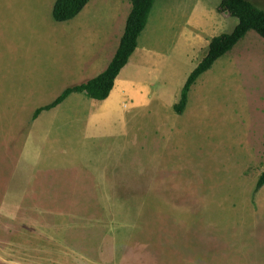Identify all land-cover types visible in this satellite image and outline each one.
Listing matches in <instances>:
<instances>
[{"label":"rangeland","instance_id":"374dc122","mask_svg":"<svg viewBox=\"0 0 264 264\" xmlns=\"http://www.w3.org/2000/svg\"><path fill=\"white\" fill-rule=\"evenodd\" d=\"M56 1L0 0V264H264V187L256 191L264 38L249 31L200 76L178 114L174 105L210 45L178 49L191 12H203L195 5L211 9L212 37L231 33L238 19L219 12L221 0H156L140 37L163 55L149 75L154 89L118 85L109 102L74 93L34 119L88 78L63 52L81 14L61 27ZM250 1L264 9V0ZM89 9L95 14L85 12L73 33L111 30L110 56L132 3ZM113 14L115 24L102 21ZM139 61L124 74L140 76ZM114 100V118L99 123Z\"/></svg>","mask_w":264,"mask_h":264},{"label":"trees","instance_id":"16d2710c","mask_svg":"<svg viewBox=\"0 0 264 264\" xmlns=\"http://www.w3.org/2000/svg\"><path fill=\"white\" fill-rule=\"evenodd\" d=\"M92 0H57L53 9L54 18L58 22L71 20L78 16ZM132 10L128 16L125 31L121 38L118 50L108 68L100 75L80 84L65 89L52 103L40 107L34 114L37 119L43 111L51 110L62 104L74 93L85 94L96 100H106L110 97L118 76L128 65L131 57L139 45V39L146 29L150 14L156 0H130ZM219 12L238 19L231 33L215 36L209 45L205 58L192 71L181 91L179 101L174 109L183 114L189 103L192 87L200 76L209 71L216 61L232 50L246 34L254 30L264 38V9L250 0H221ZM264 187V173L260 176L256 191Z\"/></svg>","mask_w":264,"mask_h":264},{"label":"crops","instance_id":"0c3cea01","mask_svg":"<svg viewBox=\"0 0 264 264\" xmlns=\"http://www.w3.org/2000/svg\"><path fill=\"white\" fill-rule=\"evenodd\" d=\"M112 1L113 0H98V1L92 0L90 4L92 3V6L99 7V5H110ZM90 4H88L83 9V11L80 13L81 15L78 14V16L80 15V17L75 21V24L73 23L72 28H71L72 33L71 34L67 33L63 40L64 42L68 41L73 46L72 49L63 51L65 52V54L69 55L70 58H72L70 63L76 68V71L78 74H80L82 77H88V78H84L83 80H79L78 81L79 83H81L80 81L85 82L103 73L110 65L119 47L118 46L117 50L113 51V54L111 53L110 56L108 55V52L111 51V47H112L111 40L112 38L114 39L113 36L110 38L111 30L103 29L99 31L100 34H97L94 31L91 34H88V36L73 33L74 31L73 29L79 30V28L84 25L85 21L83 20V14H85V12L88 11L90 15L95 14V11H91V9H89ZM195 9L197 11H200L201 9L203 12L201 14H199L200 12L199 13L191 12L192 20L189 23L190 28L184 30L181 36V40L179 41L180 48L178 49H181V51L185 53L186 55H189L190 53H192L196 49L197 46L199 48V47H203L207 45L208 43H211V40L215 37V36L212 37V33H211L212 27H213V20L210 21L211 22L210 24H208L209 20L212 18L208 19V21L206 20L207 10L211 11L207 3L200 2L197 5H195ZM209 15H211V12L209 13ZM93 17H96V16L94 15ZM113 17H114V14L112 15L111 18H104L102 21L106 22V24L108 25L115 24V21H114L115 18ZM53 18H54V14H53ZM86 18H88L87 13H86ZM72 20H74V18L68 21L61 22L63 23L61 27L66 26ZM95 21H96V24L99 22L98 25H102L101 20H98V22L97 20ZM102 26L104 27V25ZM113 29L115 30L116 26ZM66 31L68 32V29H66ZM82 42L84 43L83 45H86L87 49H82V50L78 49L77 46L79 45V43H82ZM137 55L140 56V61L137 64V66L142 67V69L139 70L141 75L138 76L135 73L124 74L126 69L129 70L128 68L130 67L131 62L133 61V58H135ZM162 58H163V55L158 50L154 52L152 49L148 48L147 46L143 44L141 45V41L139 39V45H138L137 50L132 56V60H130L128 65L122 70V72L118 76L115 86H118V85L120 86L122 84L132 85V84H136L138 82L143 81L146 83L145 85L146 89L149 87H151V89H154L153 84L150 83L151 78H149V75H152L155 73V69L162 63L161 62ZM72 75L73 73H70L68 78L69 79L72 78ZM149 83H150V86H148ZM113 91L111 95L113 94ZM111 95L108 99L103 100V101L109 102ZM156 96L160 98V96L157 95V93H156ZM144 104L147 105L148 103L144 102ZM117 105H118L117 100H114V103H111V105L104 106L105 108L102 109L103 114L102 116L98 118L99 123L107 122L109 117L114 118L115 115L112 109L114 107H117ZM125 116L127 118L130 117V115H128L125 112L124 117L122 119L123 121L125 120ZM98 127L102 129H106V127L103 126L102 124Z\"/></svg>","mask_w":264,"mask_h":264}]
</instances>
